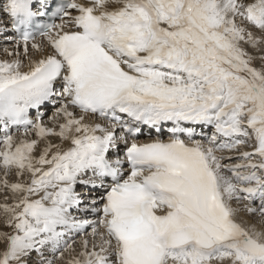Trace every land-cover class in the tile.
I'll return each instance as SVG.
<instances>
[{"label": "snow or ice", "instance_id": "6c2138e0", "mask_svg": "<svg viewBox=\"0 0 264 264\" xmlns=\"http://www.w3.org/2000/svg\"><path fill=\"white\" fill-rule=\"evenodd\" d=\"M0 264H264V0H2Z\"/></svg>", "mask_w": 264, "mask_h": 264}, {"label": "bare ground", "instance_id": "6f19581e", "mask_svg": "<svg viewBox=\"0 0 264 264\" xmlns=\"http://www.w3.org/2000/svg\"><path fill=\"white\" fill-rule=\"evenodd\" d=\"M55 1H56V0H55ZM55 3H56V2H55ZM153 136H155V133H153ZM163 138H164L165 140H167V139H168V133L165 132V134L163 135ZM140 139H141L142 141H147V140L149 139V137H148L147 134H145V135L142 136ZM81 188H82V187H81ZM80 191H81L82 194L86 193V189H84V188L80 189ZM240 219H241L242 221H247L249 224H256L257 227H259V224L257 223V220H253V219H251L250 217H248V216H246V215H244V214H241Z\"/></svg>", "mask_w": 264, "mask_h": 264}, {"label": "rangeland", "instance_id": "374dc122", "mask_svg": "<svg viewBox=\"0 0 264 264\" xmlns=\"http://www.w3.org/2000/svg\"><path fill=\"white\" fill-rule=\"evenodd\" d=\"M0 2H2V0H0ZM257 66H259L258 63H257ZM49 116H51V112H50V111L46 114V118L49 117ZM209 131H211V130H209ZM166 133H167V132H166ZM80 189H82V188H80ZM80 189H79V190H80ZM251 219H252V218H251ZM257 219H258V218H257ZM257 219H253V220H257ZM73 238L76 240V244L74 245V247H76V248H77V251H79V250H80V248H79V241H80L81 237H80V236H75V237H73V235L70 234L69 237H68L67 239H68L69 242L71 243V241H72ZM66 255H67V254H66Z\"/></svg>", "mask_w": 264, "mask_h": 264}]
</instances>
